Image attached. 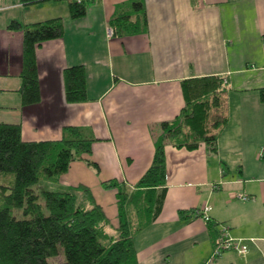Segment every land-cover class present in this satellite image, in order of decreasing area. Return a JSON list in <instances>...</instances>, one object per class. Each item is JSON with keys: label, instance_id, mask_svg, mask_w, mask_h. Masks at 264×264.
<instances>
[{"label": "crops", "instance_id": "1", "mask_svg": "<svg viewBox=\"0 0 264 264\" xmlns=\"http://www.w3.org/2000/svg\"><path fill=\"white\" fill-rule=\"evenodd\" d=\"M122 11L139 19L140 33L114 35L110 21ZM54 19L64 37L37 49L42 100L25 107L24 34L9 26ZM74 66L86 70L84 103L66 101L64 71ZM212 76L228 89L218 154L166 140V198L157 220L134 236L138 264H264V0H95L80 20L71 19L66 0H0V124L21 126L25 142L60 141L71 127L96 140L84 159L99 170L76 160L50 181L62 179L56 192H73L86 206L77 188L90 189L114 238L117 191L103 183L135 189L157 140L182 119L183 82ZM96 189L107 193L103 200ZM221 226L245 253L213 258Z\"/></svg>", "mask_w": 264, "mask_h": 264}, {"label": "trees", "instance_id": "2", "mask_svg": "<svg viewBox=\"0 0 264 264\" xmlns=\"http://www.w3.org/2000/svg\"><path fill=\"white\" fill-rule=\"evenodd\" d=\"M48 1L21 0L25 6ZM72 20L87 15V6L95 0H66ZM143 5L134 4L139 12ZM114 35H136L142 31L139 19L119 12L111 21ZM11 31H23L24 65L20 93L23 106L41 102L36 52L44 43L64 37L61 19L22 25L12 22ZM65 96L69 104L87 101L84 66L64 71ZM227 87L220 76L202 77L183 82L186 108L182 119L169 125L156 142L153 163L135 189L123 183L104 182L116 190L117 237H109V224L102 206L90 191L79 187L88 205L73 192L37 191L41 180H56L66 174L76 160H84L96 170L89 157L96 140L81 128H67L60 141L25 142L19 125L0 124V264H138L134 236L159 217L166 198V140L173 146L196 148L205 145L218 154L220 131L228 124ZM264 104V88L260 90ZM22 210L21 219L13 214ZM109 237V238H108Z\"/></svg>", "mask_w": 264, "mask_h": 264}, {"label": "built area", "instance_id": "3", "mask_svg": "<svg viewBox=\"0 0 264 264\" xmlns=\"http://www.w3.org/2000/svg\"><path fill=\"white\" fill-rule=\"evenodd\" d=\"M109 36L113 35V31L109 30ZM264 154V151H263ZM240 198L246 199L245 197L241 196ZM205 221L210 222V218L205 216ZM241 240L232 238L229 235L228 228L226 226H221L218 232V237L216 241V248L213 254V258L220 257L224 252L227 251H236L241 254L247 251V246L241 244Z\"/></svg>", "mask_w": 264, "mask_h": 264}, {"label": "rangeland", "instance_id": "4", "mask_svg": "<svg viewBox=\"0 0 264 264\" xmlns=\"http://www.w3.org/2000/svg\"><path fill=\"white\" fill-rule=\"evenodd\" d=\"M71 178H72V177H71ZM60 183H63L62 179H61L60 181H58V182L50 181V180H47V179H45V180L43 179V180L40 181V183L37 185V187H35V190H37V191H39V190H40V191H57V189H58L57 186H60ZM40 191H39V192H40ZM107 192H108V191H107ZM94 193H95V195H96L98 198H100L101 200H103V197H105V195L107 194V193H105V191H104V193H102V192L99 191L98 189L94 190ZM78 200H79L80 202H83L82 199H80L79 197H78ZM87 208L89 209V208H90V205L87 206ZM13 214L15 215V217H17V218H19V219H21V218L23 217V212H22V210H15ZM109 228H110L109 225H107V227L105 228L104 232H105L109 237H112V236H111V233H113L114 230H111V229H109ZM109 237H108V238H109Z\"/></svg>", "mask_w": 264, "mask_h": 264}]
</instances>
